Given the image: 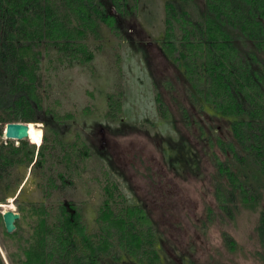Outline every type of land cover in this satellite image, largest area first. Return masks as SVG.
I'll return each instance as SVG.
<instances>
[{
  "label": "trees",
  "instance_id": "trees-1",
  "mask_svg": "<svg viewBox=\"0 0 264 264\" xmlns=\"http://www.w3.org/2000/svg\"><path fill=\"white\" fill-rule=\"evenodd\" d=\"M136 3L0 0V194L14 191L11 178L17 169H43L48 161L65 171L47 177L44 189L52 195L74 187L70 171L86 161L90 150L85 142L65 144L45 137L37 151L25 140L19 146L2 140L4 129L10 123H37L45 111L40 47L49 45L72 62L91 60L88 43L101 24L117 33L112 11L128 17ZM165 10L162 48L187 79L192 101H204L232 120L231 136L217 138L211 154L220 215L234 220L242 209L258 211L262 251L257 256L264 264V0H165ZM155 92L158 113L167 119L166 103ZM116 189H107L95 233L72 202L59 203L54 218L45 202L18 204L21 218L11 237H22L25 245L12 263L116 264L132 257L162 264L145 210L128 204Z\"/></svg>",
  "mask_w": 264,
  "mask_h": 264
},
{
  "label": "rangeland",
  "instance_id": "rangeland-1",
  "mask_svg": "<svg viewBox=\"0 0 264 264\" xmlns=\"http://www.w3.org/2000/svg\"><path fill=\"white\" fill-rule=\"evenodd\" d=\"M136 4L128 17L112 11L117 33L101 24L88 43L91 60L72 62L49 45L40 47L45 111L30 124L25 141L38 151L45 137L65 144L82 140L90 152L83 166L70 171L74 187L52 195L44 182L60 175L62 165L48 161L43 169H17L14 191L0 194L6 197L1 218L31 202H45L54 218L59 203L72 202L95 233L107 189L117 185L115 193L145 210L162 264H263L257 256L258 211L242 209L228 220L214 196L213 144L231 136L232 120L204 101L194 103L187 79L164 52L165 0ZM156 89L167 119L158 113ZM14 234L0 222L3 264H13L25 245ZM116 264L143 263L125 257Z\"/></svg>",
  "mask_w": 264,
  "mask_h": 264
},
{
  "label": "water",
  "instance_id": "water-1",
  "mask_svg": "<svg viewBox=\"0 0 264 264\" xmlns=\"http://www.w3.org/2000/svg\"><path fill=\"white\" fill-rule=\"evenodd\" d=\"M30 124L10 123L6 125L3 138L6 140L23 141L30 137ZM21 215L12 211L3 214V221L8 234H12L16 230V221L20 220Z\"/></svg>",
  "mask_w": 264,
  "mask_h": 264
},
{
  "label": "bare ground",
  "instance_id": "bare-ground-1",
  "mask_svg": "<svg viewBox=\"0 0 264 264\" xmlns=\"http://www.w3.org/2000/svg\"><path fill=\"white\" fill-rule=\"evenodd\" d=\"M30 134V133H29Z\"/></svg>",
  "mask_w": 264,
  "mask_h": 264
}]
</instances>
